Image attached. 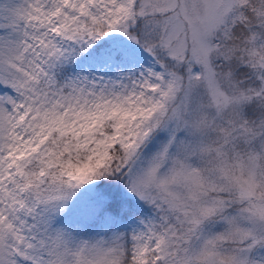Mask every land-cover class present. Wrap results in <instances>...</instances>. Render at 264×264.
<instances>
[{
	"label": "snow or ice",
	"instance_id": "6c2138e0",
	"mask_svg": "<svg viewBox=\"0 0 264 264\" xmlns=\"http://www.w3.org/2000/svg\"><path fill=\"white\" fill-rule=\"evenodd\" d=\"M0 264H264V0H0Z\"/></svg>",
	"mask_w": 264,
	"mask_h": 264
}]
</instances>
